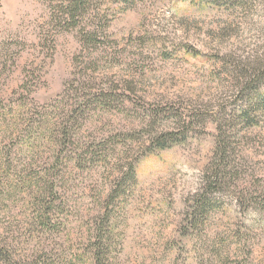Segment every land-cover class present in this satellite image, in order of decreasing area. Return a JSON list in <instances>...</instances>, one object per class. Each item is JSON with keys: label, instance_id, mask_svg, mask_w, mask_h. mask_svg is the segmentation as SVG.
Segmentation results:
<instances>
[{"label": "rangeland", "instance_id": "obj_1", "mask_svg": "<svg viewBox=\"0 0 264 264\" xmlns=\"http://www.w3.org/2000/svg\"><path fill=\"white\" fill-rule=\"evenodd\" d=\"M95 6L107 13L108 43L84 49L79 29H57L42 0H0L3 236L21 240L29 252L38 243L55 246L57 264H92L97 216L126 151L138 154L136 178L121 191L113 213L107 264H264V108L255 124H235L230 142L240 150V173L217 193L204 222L188 223L216 145L218 119L209 112L222 102L233 104L235 66L264 60V0H99ZM81 78L89 80L80 84ZM112 84L118 101L95 105L80 133L89 145L110 142L113 157L64 166L61 223L49 236H29L42 199L21 180L49 168L54 154L37 121L77 92ZM179 106L199 123L185 140L154 148L149 112ZM173 120L162 118L158 130L172 129Z\"/></svg>", "mask_w": 264, "mask_h": 264}, {"label": "trees", "instance_id": "obj_2", "mask_svg": "<svg viewBox=\"0 0 264 264\" xmlns=\"http://www.w3.org/2000/svg\"><path fill=\"white\" fill-rule=\"evenodd\" d=\"M42 1L50 9V22L54 23L57 29H79L80 43L84 49L99 48L108 43L107 30H105L107 13L95 6L99 0ZM258 59H249L247 63L242 62V65L235 66L230 71L235 73L234 77L239 88L233 104L222 102L218 105L217 112L207 110L209 114H216L218 119L216 145L211 162L203 173V184L192 197V204H190L192 210L188 212L190 225L195 226L205 221L217 205V193L222 192L230 178L240 173V150L230 142V139L235 134L236 123L255 124L258 121V112L264 108V93L260 91V84L264 81V60ZM88 80L81 78L80 84H85ZM124 89L126 91L131 88L127 86ZM119 94V90L113 84L110 88L104 87L95 92L90 89V92L86 94L80 91L75 96H70L65 103H61L53 115L47 114V120L43 118L37 121V128L44 134L49 133L48 143L54 154L52 165L49 168L38 171L34 177L21 180V184L31 189L35 197L42 199V202L34 207L32 230L29 236L34 237V231L40 232L41 235L54 233L52 229L61 223L57 212L65 205L66 199L64 193L61 196L59 194L58 182L63 179V177L59 178V175L64 166L70 168L72 163L84 166L113 157V153L110 154L111 151L107 148L110 142L106 140L98 145H89L88 142H84L80 132L97 105L111 106L118 101ZM227 105L235 106L228 109ZM169 116L174 119L173 123L176 126L159 131L158 121ZM148 117L146 125L150 136L149 142L154 148L161 150L185 140L199 123L194 116L182 111L180 106L169 109L155 108L149 112ZM32 125L33 123L29 126ZM28 149L32 148L28 146ZM124 153L120 154L119 160L124 161L123 165L117 166L114 186L105 198L106 202L97 216L96 234L92 242L93 248H91L92 264H107L109 261L114 250L113 213L119 205L118 199L122 195L121 191L124 194L136 178L134 164L138 154H128L126 151ZM35 179L37 182L34 183ZM40 240L44 241L43 236ZM25 249L24 242L9 241L7 236L4 237L0 231V264H57L58 261L61 262V258L55 252L57 250L55 246L49 248L45 244L38 243L37 248L30 252Z\"/></svg>", "mask_w": 264, "mask_h": 264}]
</instances>
